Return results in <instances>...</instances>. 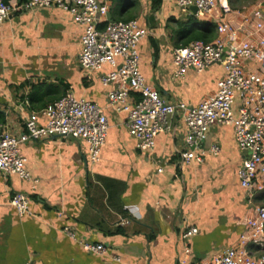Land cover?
Listing matches in <instances>:
<instances>
[{"label":"crops","instance_id":"0c3cea01","mask_svg":"<svg viewBox=\"0 0 264 264\" xmlns=\"http://www.w3.org/2000/svg\"><path fill=\"white\" fill-rule=\"evenodd\" d=\"M244 1L230 0V18L264 12V0L242 7ZM109 18L137 21L148 32L139 44L140 70L165 100L198 106L217 91L225 73L220 65L173 80L174 49L186 47L188 30L211 25L208 20L182 13L171 0L157 9L151 0H112ZM82 36L83 27L57 9L14 12L0 25V124L12 135H23L26 117L68 92L97 104L110 124L94 167L85 142L55 137L25 144L32 181L0 173V264H180L186 227L199 230L190 241L194 260L236 248L253 212L237 176L244 156L233 128H211L202 164H181L186 127L180 118L172 133L157 138L153 152L138 151L125 127L127 115L109 108L112 88L103 86L99 72L81 68ZM215 146L220 152L210 153ZM17 194L29 196L32 216L21 218L11 206ZM263 203L264 196L256 199ZM80 242L103 245L107 253H87Z\"/></svg>","mask_w":264,"mask_h":264},{"label":"built area","instance_id":"2783aa9c","mask_svg":"<svg viewBox=\"0 0 264 264\" xmlns=\"http://www.w3.org/2000/svg\"><path fill=\"white\" fill-rule=\"evenodd\" d=\"M171 1L182 13L197 20H208L217 29L215 41H197L173 51L177 68L175 82L184 80L189 71L201 74L214 65L224 69L217 91L198 106L169 102L146 82L140 70L139 44L148 32L137 21H111L112 0H29L23 4L0 0V25L14 12L57 9L69 14L75 24L83 27L81 68L85 73L99 72L103 86L112 88L108 95L109 108L127 115L125 127L140 152H153L157 138L172 133L174 119L180 118L186 127L181 164L184 167L202 164L208 153L204 145L211 128L215 125L233 128L244 156L237 176L253 214L244 222L239 245L210 259H193L190 241L199 230L186 227L182 232L185 256L180 264H264V256L257 255L264 251V203L256 204V199L264 196V12L244 13L236 21L230 18L235 14L230 0ZM106 66L112 71L104 73ZM23 123L24 134L20 137L0 124V173L5 178L17 176L32 181L26 171L25 144L55 137L85 142L90 165L94 167L101 161L110 131L104 110L76 98L72 92L41 112H32ZM219 152L217 146L210 150L213 154ZM162 172L163 168H159L158 174ZM10 204L19 217L32 216L29 196L17 194ZM64 232L77 241L73 231ZM80 244L87 253H107L103 245Z\"/></svg>","mask_w":264,"mask_h":264},{"label":"trees","instance_id":"16d2710c","mask_svg":"<svg viewBox=\"0 0 264 264\" xmlns=\"http://www.w3.org/2000/svg\"><path fill=\"white\" fill-rule=\"evenodd\" d=\"M7 2L13 1V0H6ZM18 1L20 4L27 3L29 0H15ZM153 2V8L157 9L161 5V0H151ZM196 24H194L195 26ZM198 26V24H197ZM195 26V28L188 30L186 35L188 36L187 41L184 43V46H188L191 43L202 41L205 43H211L214 41V38L216 36V26L213 24H207L206 26L202 28H198ZM262 251L261 253H263Z\"/></svg>","mask_w":264,"mask_h":264},{"label":"rangeland","instance_id":"374dc122","mask_svg":"<svg viewBox=\"0 0 264 264\" xmlns=\"http://www.w3.org/2000/svg\"><path fill=\"white\" fill-rule=\"evenodd\" d=\"M254 2H255V0H245L243 3H241V5H243L242 7H249ZM257 255L258 256H264V252L263 253H258Z\"/></svg>","mask_w":264,"mask_h":264},{"label":"water","instance_id":"95a60500","mask_svg":"<svg viewBox=\"0 0 264 264\" xmlns=\"http://www.w3.org/2000/svg\"><path fill=\"white\" fill-rule=\"evenodd\" d=\"M193 12H194V13H196V12H197V9H196V8H194V9H193ZM109 17H110V16H109Z\"/></svg>","mask_w":264,"mask_h":264}]
</instances>
